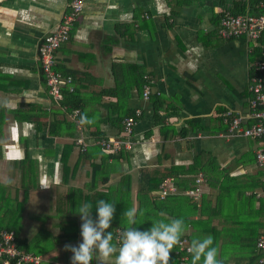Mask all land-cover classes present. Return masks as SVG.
I'll use <instances>...</instances> for the list:
<instances>
[{
  "label": "crops",
  "instance_id": "0c3cea01",
  "mask_svg": "<svg viewBox=\"0 0 264 264\" xmlns=\"http://www.w3.org/2000/svg\"><path fill=\"white\" fill-rule=\"evenodd\" d=\"M69 3L0 0V183L10 187L11 198L4 204L16 207L22 216L21 239L31 243L46 264H72L73 253L65 251V245L82 243L78 205L129 173L136 206L140 172L175 165L182 179L188 177L184 172L196 169L206 177L196 202L211 222L194 228L195 239L213 237L223 264H253L258 251L250 242L264 227V179L256 163L264 138L230 133L224 113L231 109L246 125L252 123L249 82L263 58L264 32L255 42L244 35L224 38L218 27L225 11L246 4V12L256 13L259 2L85 0L69 39L56 52L57 67L73 76L82 117L92 121L85 123L83 132L90 147L98 134L119 136L120 117L142 109L133 147L124 149L118 162L102 149L84 154L72 146L78 131L74 136L61 128L57 133L50 130L54 119H70L48 94L38 48L58 27ZM146 74L161 91L150 100L138 87ZM155 96L163 100L158 111ZM165 125L174 126L175 134L165 133ZM98 164L102 167L96 171ZM23 169L29 178L27 190L22 186ZM197 174L184 190L175 183V194L189 196L186 191ZM108 197L114 200V195ZM190 204L175 201V211L190 209V219L196 220L200 214ZM28 224L34 228L32 237L25 232ZM192 231L190 223L186 236ZM92 264H97L95 257Z\"/></svg>",
  "mask_w": 264,
  "mask_h": 264
},
{
  "label": "built area",
  "instance_id": "2783aa9c",
  "mask_svg": "<svg viewBox=\"0 0 264 264\" xmlns=\"http://www.w3.org/2000/svg\"><path fill=\"white\" fill-rule=\"evenodd\" d=\"M85 0H70L69 8L63 15L58 27L43 39L38 48L41 70L45 78L48 94L51 99L61 105L64 100V91L69 92L75 90L73 84V76L64 74L57 68L56 52L62 43L66 42L71 34L75 22L82 15ZM261 10L256 13H234L231 10L225 11L221 15L218 27L219 34L224 38H232L244 35L249 39L259 41L264 32V0H259ZM263 58L256 62L249 82V90L251 93L249 108L250 119L252 123L245 124V118L229 109L224 113L225 120L228 123V131L232 134H240L252 138H264V45H261ZM155 78L151 74L145 75V81L142 87V96L145 100H150L152 95H161L160 90L154 89ZM67 109L66 105L63 106ZM142 109L136 108L133 114L127 115L123 119V130L117 137L100 136L95 139V143L100 145L103 151L107 153H118L124 149H132V136L134 128L142 116ZM68 118L76 125L78 135L74 137V144L81 151L85 152L89 147L83 132L85 123L81 124V109L74 108L68 112ZM256 163L263 173L264 179V144L256 150ZM173 177H166L159 185L155 194L159 198H165L168 195L178 192ZM206 177L200 171L195 177L194 185L186 194L191 196L195 201H199L203 194V185ZM126 229H116V241L121 243V235ZM16 231L13 229L3 228L0 226V259L3 264H43L45 258L39 253L27 251L19 247ZM190 239L187 236L181 238V244L178 245L176 253L180 255V264H188ZM257 251L262 255L259 257L258 264H264V227L260 233L257 243Z\"/></svg>",
  "mask_w": 264,
  "mask_h": 264
},
{
  "label": "trees",
  "instance_id": "16d2710c",
  "mask_svg": "<svg viewBox=\"0 0 264 264\" xmlns=\"http://www.w3.org/2000/svg\"><path fill=\"white\" fill-rule=\"evenodd\" d=\"M256 1L259 2V0H256ZM236 7H237V10L235 8V10H233L234 13H240V12L245 13L246 12V4H243L242 6H239V7L236 6ZM144 81H145V76L144 78L142 77L140 81L138 82V87H140L141 93H142V87H143ZM64 94H65L64 100L61 103L62 108L64 105H66L67 112L72 111V109L74 108H80V105L77 103V96H76L77 93L75 91L69 92L67 89H65ZM152 99H153V105L155 109L158 111L163 106V100H161V98L157 96L153 97ZM134 110H130L128 113H126V115L124 114L122 117H120V119L123 121V119L127 115L133 114ZM61 112H62L61 109L57 111L55 110L54 112L55 116H57V114L58 113L60 114ZM81 115H82V111H81ZM59 128L66 130V132L71 135L75 136L77 134V128H76L75 123L71 120L65 119V116L61 120L54 119L50 130L53 133L55 132L57 133L60 131L58 130ZM161 129L167 134H171V133L175 134V127L172 125H165ZM182 134H184V132H182ZM100 136L101 135L98 134L96 138ZM71 145L73 146L74 143L72 142ZM94 148L100 149V150L102 149L100 145L95 144L93 147L89 146L86 152ZM86 152H83V153L85 154ZM101 152H103V149ZM124 152L125 151H120L118 153H109L107 155V158L110 157L114 159L115 162H118V160L124 156ZM101 167H102L101 164L94 165V169L96 171L98 168H101ZM95 170H94V173H95ZM197 173H198V169H196L193 172H187V173L184 172L183 174H185L188 177L182 179L183 175L180 177L179 174H175V165H172L169 168L167 167L166 169H161L159 167H156L155 169H152V170H148V169L142 170L138 177L139 188L136 194V206H135V198L133 197V191H132L133 190L132 175L129 173L128 174L125 173L121 176V178L115 185H110L106 192L98 191L97 194H95V197L87 200L86 203H89L92 205L91 211H92L93 218L98 217L96 205L99 200L103 199L106 202L115 203L114 207L116 211L114 214V218L111 221L110 232H113V243L117 246V248H119L120 243L116 241V229L120 227L123 229H127L129 227L127 220L124 218V212L127 210V208H131L132 206H135L138 209V215H137L138 224L133 226L137 228L138 230L140 231L149 230L153 226L152 220L163 219L167 222L174 218H183L185 225H186V229L188 228V225L190 223L193 224V231L191 232V235H190L191 238L189 237L190 239L193 240L197 238L196 233H194V228L195 230L198 228L203 229L204 225L207 226L211 222L209 218L203 217V214H205L204 207L202 208L198 207L197 202L187 195L183 196L180 194H171V195L166 196L165 198H159V196L157 194L154 195V193L156 192V190H158L159 185L166 177H173L175 180L174 182L179 187V189L184 190L190 186L191 182H193L194 180V176ZM21 174H22V182H23L22 186L23 188H25V190H27L24 184L29 179L27 176L28 173L26 172V170L23 169L21 171ZM191 175H194V176L191 177ZM93 181H94V178H93ZM92 182L90 183L91 188L93 186ZM109 195H114V200H109V197H108ZM8 197L11 198L10 187L6 186V183H0V200H1L0 205L2 206L0 208V226L3 228L13 229L16 231V236H17L16 241H18L19 247L21 249L32 251L34 253H39L37 249H34V247H32L31 243H28L27 241H24L19 238V233L22 228V216L20 212L18 211V209H16V207H14L12 210V205L10 206V204H6V205L4 204V201L5 202L9 201ZM179 200H181V202L183 201L190 202L191 204L189 206L193 208L195 212H198L200 214L198 219L196 220L190 219L191 214L194 213V211H191L190 209L188 211H184L181 209V207H179L175 211V201L178 202ZM21 204L22 202L18 201L17 206L19 207ZM4 208H5L4 210L5 212H3ZM140 213H142V215ZM263 225H264V220H262L260 223V226H263ZM186 235L188 234L184 233V235L181 238H183ZM258 237L259 236L254 237L255 238L254 241L252 240L250 242L251 244H254V247H256ZM177 248L178 246L175 247L170 254V257H171L170 264H180V255L176 253ZM257 253L258 254L254 256L253 264H258L259 257L262 255V253L259 251ZM189 257L190 259H189L188 264H191V254H189ZM0 264H3L1 259H0ZM12 264H15V261H13ZM43 264H46L45 261ZM111 264H114V263H111Z\"/></svg>",
  "mask_w": 264,
  "mask_h": 264
},
{
  "label": "clouds",
  "instance_id": "9594fccd",
  "mask_svg": "<svg viewBox=\"0 0 264 264\" xmlns=\"http://www.w3.org/2000/svg\"><path fill=\"white\" fill-rule=\"evenodd\" d=\"M80 123L92 121L82 117ZM114 204L99 200L96 205V220L92 219L91 204L78 205L76 213L82 220V243L78 247L65 245V251L73 253L72 264H92L94 257L97 264H109L113 257L114 264H170V254L181 244V237L186 231L183 218H174L167 222L163 219L152 220L153 226L149 230L140 231L133 227L138 224V209L135 206L127 208L124 218L129 227L123 231L120 246L117 248L113 243V232L107 231L116 211ZM213 245L211 236L193 239L188 249L191 264H223L218 259V248Z\"/></svg>",
  "mask_w": 264,
  "mask_h": 264
},
{
  "label": "rangeland",
  "instance_id": "374dc122",
  "mask_svg": "<svg viewBox=\"0 0 264 264\" xmlns=\"http://www.w3.org/2000/svg\"><path fill=\"white\" fill-rule=\"evenodd\" d=\"M32 225H30V224H28V227L26 226L25 227V232H27L26 234L28 235V236H34V233H32L33 232V230H34V228H32L31 227ZM21 236H22V232H21ZM26 236V235H25ZM19 238L21 239V237H20V233H19ZM24 240V239H23Z\"/></svg>",
  "mask_w": 264,
  "mask_h": 264
}]
</instances>
